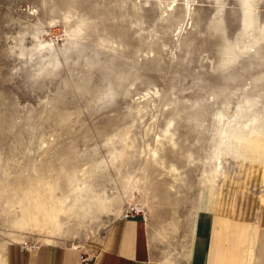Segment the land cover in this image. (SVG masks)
Returning a JSON list of instances; mask_svg holds the SVG:
<instances>
[{"label": "rangeland", "instance_id": "374dc122", "mask_svg": "<svg viewBox=\"0 0 264 264\" xmlns=\"http://www.w3.org/2000/svg\"><path fill=\"white\" fill-rule=\"evenodd\" d=\"M233 182L264 210V0H0V241L94 249Z\"/></svg>", "mask_w": 264, "mask_h": 264}, {"label": "crops", "instance_id": "0c3cea01", "mask_svg": "<svg viewBox=\"0 0 264 264\" xmlns=\"http://www.w3.org/2000/svg\"><path fill=\"white\" fill-rule=\"evenodd\" d=\"M248 185L233 182L225 208H201L181 221H155L144 211L119 216L94 249L0 241V264H264V210Z\"/></svg>", "mask_w": 264, "mask_h": 264}, {"label": "built area", "instance_id": "2783aa9c", "mask_svg": "<svg viewBox=\"0 0 264 264\" xmlns=\"http://www.w3.org/2000/svg\"><path fill=\"white\" fill-rule=\"evenodd\" d=\"M137 212H139V211H137ZM137 212H135V213H131V212H129L128 210H125V211L122 213L121 216H123V217H131V216L137 214ZM81 258H82L83 260H85L86 257H81Z\"/></svg>", "mask_w": 264, "mask_h": 264}, {"label": "bare ground", "instance_id": "6f19581e", "mask_svg": "<svg viewBox=\"0 0 264 264\" xmlns=\"http://www.w3.org/2000/svg\"><path fill=\"white\" fill-rule=\"evenodd\" d=\"M52 46V45H51ZM52 49V48H51ZM53 51V50H52ZM105 203V202H104ZM106 204V203H105ZM103 206V205H102ZM105 206V205H104ZM140 211V210H139Z\"/></svg>", "mask_w": 264, "mask_h": 264}]
</instances>
